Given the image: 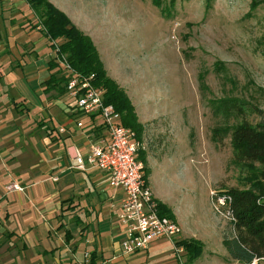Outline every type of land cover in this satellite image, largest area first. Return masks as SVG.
Returning <instances> with one entry per match:
<instances>
[{
	"label": "rangeland",
	"instance_id": "rangeland-1",
	"mask_svg": "<svg viewBox=\"0 0 264 264\" xmlns=\"http://www.w3.org/2000/svg\"><path fill=\"white\" fill-rule=\"evenodd\" d=\"M54 1L90 37L144 126L147 185L182 235L204 243L189 264H234L221 241L230 223L210 192L243 187L248 176L233 160L229 129L264 117V6L176 0L163 12L151 0Z\"/></svg>",
	"mask_w": 264,
	"mask_h": 264
},
{
	"label": "crops",
	"instance_id": "crops-1",
	"mask_svg": "<svg viewBox=\"0 0 264 264\" xmlns=\"http://www.w3.org/2000/svg\"><path fill=\"white\" fill-rule=\"evenodd\" d=\"M53 56L34 9L25 0H0V264H82L84 253L87 264H180L166 239L121 255L122 190L104 171L70 168L72 147L85 151L105 131L65 90L48 88ZM11 183L23 190H8ZM186 231L181 238L203 243Z\"/></svg>",
	"mask_w": 264,
	"mask_h": 264
},
{
	"label": "trees",
	"instance_id": "trees-1",
	"mask_svg": "<svg viewBox=\"0 0 264 264\" xmlns=\"http://www.w3.org/2000/svg\"><path fill=\"white\" fill-rule=\"evenodd\" d=\"M25 1L36 12L37 25L41 26L40 30L49 40L50 47L53 48L52 41H55L57 53L64 55L74 71L80 74H94V84L103 89L104 102L113 105L120 113L121 123L133 130L136 139L141 142L144 126L138 121L124 89L107 75L90 37L80 31L69 17L50 1ZM175 1L151 0L152 4L163 12L171 8ZM258 5L264 6V0L250 1L251 9ZM262 40L264 42V34ZM49 67L56 70L47 81L48 88L66 91L65 85L69 74L62 70L54 57L49 60ZM97 128H103L102 124ZM228 128L225 126L221 131H227ZM229 138L233 160L248 171V176L246 179L244 177L245 186L218 191L230 196L229 208L234 218L233 222L229 221L230 228L223 232L221 241L230 258L240 264H250L254 259L264 260V117L254 124L241 120L230 127ZM143 150L139 149L137 158L143 164L144 180L147 183L145 178L149 174V169L146 167ZM158 205L162 214L174 218L168 206L160 201ZM178 244L184 248L186 263H191L202 253L203 244L198 239L181 238Z\"/></svg>",
	"mask_w": 264,
	"mask_h": 264
},
{
	"label": "built area",
	"instance_id": "built-area-1",
	"mask_svg": "<svg viewBox=\"0 0 264 264\" xmlns=\"http://www.w3.org/2000/svg\"><path fill=\"white\" fill-rule=\"evenodd\" d=\"M41 29V26H38ZM53 43L54 59L64 72L69 74L65 89L74 100L78 112L86 116H97L101 120L104 134L96 136L83 151L73 146L70 156L74 163L70 168L87 171L96 169L107 174L108 183L123 192L119 203L120 223L123 227L119 241L121 255H131L145 250L151 241L166 239L171 244L175 258L180 260L184 248L178 244L181 239L179 223L160 212L158 200L144 180L143 164L137 158L143 143L135 137L134 131L121 123L120 113L112 104L103 100V89L94 84V74H80L72 69L64 55L57 53ZM77 126L82 123L77 121ZM61 127L59 131H63ZM53 180L56 177L52 178ZM8 190H23L11 183ZM213 210L221 217L233 222L229 208L231 198L226 193L210 192ZM88 253H84L82 264L88 263ZM254 259L250 264H254Z\"/></svg>",
	"mask_w": 264,
	"mask_h": 264
}]
</instances>
